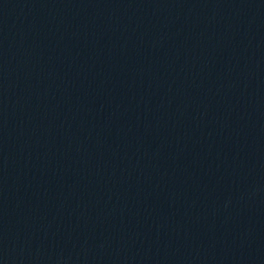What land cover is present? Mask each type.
I'll use <instances>...</instances> for the list:
<instances>
[{
	"label": "water",
	"instance_id": "1",
	"mask_svg": "<svg viewBox=\"0 0 264 264\" xmlns=\"http://www.w3.org/2000/svg\"><path fill=\"white\" fill-rule=\"evenodd\" d=\"M0 264H264V0H0Z\"/></svg>",
	"mask_w": 264,
	"mask_h": 264
}]
</instances>
